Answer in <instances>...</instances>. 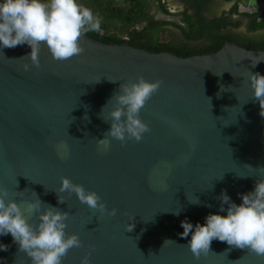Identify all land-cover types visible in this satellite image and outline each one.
Masks as SVG:
<instances>
[{"label":"water","instance_id":"1","mask_svg":"<svg viewBox=\"0 0 264 264\" xmlns=\"http://www.w3.org/2000/svg\"><path fill=\"white\" fill-rule=\"evenodd\" d=\"M79 43L81 53L64 61L42 45L39 66L26 44L0 49V187L22 207L35 192L68 212L66 232L78 234L82 247L69 249L62 264H80L90 249V264H264V256L218 240L197 259L186 246L190 236L179 235L182 220L203 223L218 211L222 190L239 204L264 166V106L248 81L250 72L264 74V50L225 41L180 56L86 33ZM139 76L161 81L139 113L149 131L140 141L108 138L100 151L96 139L110 128L102 108ZM61 140L66 158L54 147ZM62 176L96 191L116 215L59 193ZM193 196L201 203H189ZM0 242L8 245L0 264H31L10 234Z\"/></svg>","mask_w":264,"mask_h":264},{"label":"clouds","instance_id":"2","mask_svg":"<svg viewBox=\"0 0 264 264\" xmlns=\"http://www.w3.org/2000/svg\"><path fill=\"white\" fill-rule=\"evenodd\" d=\"M99 30V19L78 0H0V49L26 44L31 49L27 57L34 66H39L42 45L47 47L53 59L68 60L81 53L79 42L86 32ZM248 81L251 96L259 101L261 107L264 106V74L250 72ZM160 84L159 80L149 81L139 76L120 85L119 91L101 110L102 119L110 123V128L103 139H96L100 151H107L110 147L108 138L121 143L142 140L149 126L139 113ZM110 104L112 107L105 115ZM54 147L58 156L66 158L69 155L66 141L61 140ZM257 171L259 176L253 189L240 194L239 204L226 190H222L218 197V211L208 213L203 223L193 224L187 219L181 221L183 231L179 235L182 239L190 236L186 246L194 257L199 259L201 254L209 253L213 240L230 247L247 248L248 252L264 256V166ZM60 179L59 193H75L79 201L89 208L109 216L116 215L117 209L108 208L96 191L74 183L67 176ZM32 194L34 198L24 201L22 207L16 199L9 198L6 188L0 187V236L10 234L18 249L30 257L31 264H62L68 250L82 247V241L78 234L66 232L67 211L42 202L35 192ZM188 201L195 205L201 203L196 196L188 198ZM64 202L59 195L58 203ZM181 210L178 207L171 212L178 216ZM33 215L36 222L30 223L29 217ZM130 224L131 227L125 226L128 232L134 227L133 223ZM7 248L8 245L0 242V250L6 251ZM90 255L91 249L81 258L80 264H90ZM232 262L235 264L236 261Z\"/></svg>","mask_w":264,"mask_h":264},{"label":"trees","instance_id":"3","mask_svg":"<svg viewBox=\"0 0 264 264\" xmlns=\"http://www.w3.org/2000/svg\"><path fill=\"white\" fill-rule=\"evenodd\" d=\"M78 2L91 9L100 21L98 32L86 34L104 43L127 42L180 56L213 52L225 41L264 50V8L239 9L233 3L222 9L218 0H177L181 8L170 12L167 0H126V6L118 0ZM243 20L246 31L236 32ZM173 28L181 37L173 38Z\"/></svg>","mask_w":264,"mask_h":264},{"label":"rangeland","instance_id":"4","mask_svg":"<svg viewBox=\"0 0 264 264\" xmlns=\"http://www.w3.org/2000/svg\"><path fill=\"white\" fill-rule=\"evenodd\" d=\"M218 2H220L221 8L222 9H228L229 6L233 3H237L238 4V8L239 9H254L255 7H259V8H264V0H240V1H236V0H231V1H225V0H218ZM243 2H245L246 4H244ZM118 3L121 6H126L127 2L126 0H118ZM167 6L169 8L170 12H175L177 10H179L181 8V5L179 2H177V0H167ZM235 16V15H234ZM237 17V16H235ZM245 22L246 20H243L242 24L236 29V32H245ZM172 34H173V38H179L181 37L180 32L178 30H172ZM262 32H256V34H261Z\"/></svg>","mask_w":264,"mask_h":264}]
</instances>
